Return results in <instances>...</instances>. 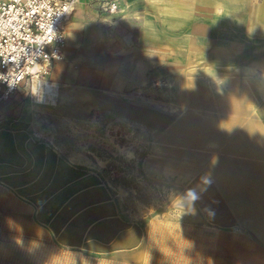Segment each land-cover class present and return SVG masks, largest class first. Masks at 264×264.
I'll return each instance as SVG.
<instances>
[{"label":"rangeland","instance_id":"1","mask_svg":"<svg viewBox=\"0 0 264 264\" xmlns=\"http://www.w3.org/2000/svg\"><path fill=\"white\" fill-rule=\"evenodd\" d=\"M168 1L116 0L106 12L78 0L63 58L17 93L39 137L74 153L112 213L66 214L75 237L33 220L30 238L15 237L31 243L25 264H264L263 205L248 203L237 172L212 169L247 161L264 131V0H217L206 17Z\"/></svg>","mask_w":264,"mask_h":264},{"label":"crops","instance_id":"2","mask_svg":"<svg viewBox=\"0 0 264 264\" xmlns=\"http://www.w3.org/2000/svg\"><path fill=\"white\" fill-rule=\"evenodd\" d=\"M216 1L190 0L189 3L199 4L195 9L200 16L203 14L206 17L207 10L213 12L218 9L209 5ZM234 2L230 0L229 4L234 6ZM91 6L94 7L92 4ZM200 18L204 22L196 25L197 27L209 26L206 18ZM243 89L242 87L238 93L231 90L228 98L240 99L237 94L241 95ZM244 96L243 92L241 97ZM17 100L18 95L4 104V117L0 120V264H25L31 260V243L17 245L15 237L30 238L33 220L44 226L40 228L42 233L62 238L69 235L75 237L80 235L78 230L69 231L68 227H64L66 214L72 215L83 204H88L90 207L86 208V212L97 218L111 213L108 203H97L103 199V195L89 186L95 185L96 181L81 178L77 159L69 157L74 153L65 154L63 150L50 146L45 139L40 138L32 121V113L21 109ZM184 124L188 126L190 122L185 121ZM249 134H253L252 131ZM254 135L248 140L247 161L224 158L220 167L217 164L211 166L213 170L221 168L220 171L237 172L233 176L235 180L239 176L248 181L250 201L255 200L263 205L258 212L263 213L259 215V219L264 223V131ZM236 186L243 187L238 184ZM81 187L94 189L81 193ZM83 221L87 222V219ZM109 222L111 229L116 228L118 223L114 222V218ZM102 226L103 224L96 225L98 232ZM79 229L85 230V224H79Z\"/></svg>","mask_w":264,"mask_h":264},{"label":"built area","instance_id":"3","mask_svg":"<svg viewBox=\"0 0 264 264\" xmlns=\"http://www.w3.org/2000/svg\"><path fill=\"white\" fill-rule=\"evenodd\" d=\"M78 0H0V120L23 83L46 75L63 58L64 22ZM112 12L116 0H90Z\"/></svg>","mask_w":264,"mask_h":264},{"label":"bare ground","instance_id":"4","mask_svg":"<svg viewBox=\"0 0 264 264\" xmlns=\"http://www.w3.org/2000/svg\"><path fill=\"white\" fill-rule=\"evenodd\" d=\"M67 17H68V16H67ZM42 89H45V91L48 92V91H50V90L52 89V85H51L50 83H47V82H46V83H43V84H42ZM52 91H53V90H52ZM52 91H51V92H52ZM51 92H50V93H51Z\"/></svg>","mask_w":264,"mask_h":264}]
</instances>
